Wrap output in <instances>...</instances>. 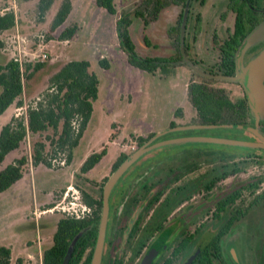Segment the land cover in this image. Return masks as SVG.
Instances as JSON below:
<instances>
[{
    "label": "rangeland",
    "instance_id": "374dc122",
    "mask_svg": "<svg viewBox=\"0 0 264 264\" xmlns=\"http://www.w3.org/2000/svg\"><path fill=\"white\" fill-rule=\"evenodd\" d=\"M62 1L54 0L41 18L37 8L39 0H0V12H7L4 8L9 6L16 17L14 27L0 32V65L12 59L10 41L16 27L29 38L31 48L35 49L42 40L48 52V58L40 61L44 63L43 67L35 70L32 64L25 72L24 106L13 104L0 116V130L12 116H26L27 109L36 106V101L47 89L51 75L70 60H89L90 71L100 79L92 117L70 162H67V151H60L51 160V167L33 165L34 142L44 140L49 144L47 136L53 134L49 130L41 135H28L0 165L2 169L16 158L29 157L23 177L0 193V246L12 249V263L18 258H22L24 264L42 263L43 252L53 244L61 218L57 209L43 211L66 206L69 200H75V196L82 199V190L97 194L98 185L110 175L115 160L121 153L134 150L138 136L148 137L169 129L172 124L178 126L200 121L190 101L188 86L191 80L202 78L191 60H197L198 67L204 70L218 61L214 46L227 38L235 22V13L228 7L229 0H205V3L191 0L187 23L180 33L184 43L181 51L184 49L190 60L180 57L172 30L178 26L181 6L171 4L165 7L159 18L146 26L143 17L136 15L146 0H115L118 15L98 6L96 0H72L73 9L67 20L53 28ZM122 13L129 14L132 19L130 32L138 55L178 56L179 61L156 73L131 65L117 34V19ZM198 14H201V21H197ZM73 25L77 26L75 34L62 39V31ZM195 27L199 28L196 40L193 39ZM186 42L190 44V50L186 49ZM101 58H106L110 67H102ZM215 84L233 85L229 82ZM185 146H171L162 150L161 155ZM104 147L107 153L101 161L83 174L80 171L82 163L91 153Z\"/></svg>",
    "mask_w": 264,
    "mask_h": 264
},
{
    "label": "flooded vegetation",
    "instance_id": "af4514ba",
    "mask_svg": "<svg viewBox=\"0 0 264 264\" xmlns=\"http://www.w3.org/2000/svg\"><path fill=\"white\" fill-rule=\"evenodd\" d=\"M252 1L246 0L260 19L251 30L264 20V0ZM234 26L227 38L214 46L219 60L205 70L184 49L181 51L183 59L189 58L201 75L202 80H193L214 90L213 98L211 94L203 97L204 112L212 115V120L200 119L197 124L228 126L172 131L150 142L149 146L198 138L156 147L120 177L109 196L101 264H264V78L257 95L251 96L242 82L234 79L241 69L237 63L239 46L234 70L224 63L225 41ZM263 48L264 40L240 53L243 66ZM217 82L233 85L225 87ZM225 96L232 103L221 104ZM144 143H137L127 156ZM174 145L187 146L161 155ZM117 159L110 175L98 185V193L89 192L97 202L90 205L83 196H75L86 204L85 210L79 201L70 206L79 209V216L63 212V206L57 209L61 217L75 219H92L98 212L96 241L105 184L126 158L114 169Z\"/></svg>",
    "mask_w": 264,
    "mask_h": 264
},
{
    "label": "trees",
    "instance_id": "16d2710c",
    "mask_svg": "<svg viewBox=\"0 0 264 264\" xmlns=\"http://www.w3.org/2000/svg\"><path fill=\"white\" fill-rule=\"evenodd\" d=\"M187 2L188 0H146L145 4L143 3V9L136 11V15L143 17L147 26L159 18L161 11L165 7L171 4L182 7L177 22L178 26L172 28L175 32V45L180 56L181 45L184 44L181 41L180 33L183 31L182 20ZM53 3L54 0H39L37 8L41 18H44ZM96 3L109 13L118 15L115 0H96ZM201 3H205V0H201ZM228 7L234 11L236 19L234 31L231 33V37L225 41L227 50L224 51L226 56L223 61L233 71L235 51L240 46L245 35L259 21L260 17L246 0H229ZM72 8V0H63L55 15L52 27L56 28L62 25L70 15ZM197 21H201V14H198ZM131 23L132 19L127 13L120 14L117 19V34L120 45L127 52L128 61L131 65L148 73H156L159 70L163 72L165 67H169L171 63L179 61L178 56L142 57L138 55L130 32ZM15 24L16 17L13 10H8L4 13L0 12V32L11 29ZM76 30V25L65 28L61 33L62 39L71 38ZM197 30H199L198 27H196L194 40L197 39ZM187 42L185 44L186 49L190 47ZM32 64L35 70L40 69L44 65L41 62L28 63L23 71L20 64L13 59L0 65V86L2 87L0 93V116L7 113L13 104H17L20 107L24 106L22 100L24 74L32 67ZM100 65L108 68L110 67V62L106 58H101ZM99 83L98 75L90 71L89 60L74 59L65 63L51 75L49 85L36 101V106L29 107L26 116H12L1 127L0 165L9 153L20 147L28 135H41L49 130L53 132L52 135L47 136L49 144L44 140L34 142L31 155L33 165L43 164L51 167V160L60 151H67V162H70L74 149L79 144L92 117L93 102L98 98L99 94ZM188 94L198 112L199 118L205 122L212 120L213 116H208V112H204L203 97L204 94H211V98H213V88H210L206 83L191 80L188 86ZM229 103L232 102L227 96L223 97V100L221 99V104L226 105ZM148 137L138 136L137 142L142 144ZM106 153V147L99 152L91 153L81 165L80 171L83 174L87 173L101 161ZM126 157V153H121L114 164V169ZM28 161L29 157L23 155L0 169V193L10 188L23 177L24 167ZM82 196L87 204L93 205L94 202H97V199L86 190H82ZM99 203L101 205L102 200H99ZM99 217L98 212L95 213V217L92 219L61 217L54 233L53 244L44 250L41 264H62L71 242L79 234L68 264H90L97 238V221ZM0 264H24V261L22 258H18L17 262L12 263V249L7 246H0Z\"/></svg>",
    "mask_w": 264,
    "mask_h": 264
},
{
    "label": "water",
    "instance_id": "95a60500",
    "mask_svg": "<svg viewBox=\"0 0 264 264\" xmlns=\"http://www.w3.org/2000/svg\"><path fill=\"white\" fill-rule=\"evenodd\" d=\"M190 1L191 0H188L185 6V9H184L183 20H182L183 28H185V25L187 23L188 14L190 11L189 9ZM262 40H264V20L260 22L257 26H255L244 37V39L242 40L239 46V50H238L237 63L240 64L241 69L239 70L238 76H236L234 79H237L240 82H242V84L246 87V89H248L251 96H254V94L257 95L256 91L259 88V85L264 78V48L260 51V53L256 57L252 58L250 62L248 63V65L246 66H243L240 53L242 54L243 51H245L247 48L257 44L258 42ZM216 126H228V125H223V124L222 125H218V124L202 125V124H197V123H191V124H184V125L170 127L169 129L156 133V135L153 138L145 142L142 146H140L138 149H136L135 151H133L131 154H129L126 157V159L112 173L107 183L105 184L104 211H103L102 221L100 224L98 239L96 241V245L93 251L90 264H101L102 262V253H103L105 234H106V223H107V217H108L107 215H108L109 196L115 184L118 182L120 177L124 174V172L140 157L150 152L151 150L155 149L156 147L164 146V145H168V144L180 142V141H196L198 140V138H192L190 140L189 139L188 140L174 139L173 141H167L159 145L149 146L150 142L156 139L157 137L165 133L172 132V131L184 130V129H197L201 127H216ZM231 126L240 127L239 124H233ZM79 235L76 236L71 242L62 264H68ZM147 261L149 262V260Z\"/></svg>",
    "mask_w": 264,
    "mask_h": 264
},
{
    "label": "built area",
    "instance_id": "2783aa9c",
    "mask_svg": "<svg viewBox=\"0 0 264 264\" xmlns=\"http://www.w3.org/2000/svg\"><path fill=\"white\" fill-rule=\"evenodd\" d=\"M10 8L11 7L8 6L5 7L4 10H11ZM10 43L12 45L13 52L12 59L20 64L22 71L24 70L26 64L44 61L48 58V52L43 47V41L41 40L40 42H38L37 47L35 49L31 48V46H29V38L22 35L18 27H16L14 33L12 34ZM78 201L79 199H75L70 204L67 203L66 206H63L62 211L70 216H79V209L70 207L71 205H76ZM79 204L83 207V210H85L86 204H84L82 201H79ZM54 209L60 208L54 207L48 210H44L43 212L54 211Z\"/></svg>",
    "mask_w": 264,
    "mask_h": 264
},
{
    "label": "crops",
    "instance_id": "0c3cea01",
    "mask_svg": "<svg viewBox=\"0 0 264 264\" xmlns=\"http://www.w3.org/2000/svg\"><path fill=\"white\" fill-rule=\"evenodd\" d=\"M59 9V8H58ZM73 9V8H72Z\"/></svg>",
    "mask_w": 264,
    "mask_h": 264
}]
</instances>
